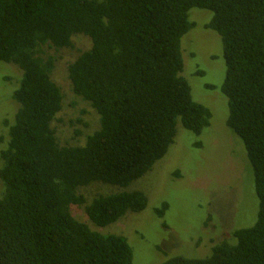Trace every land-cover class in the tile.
Returning <instances> with one entry per match:
<instances>
[{"label": "trees", "instance_id": "16d2710c", "mask_svg": "<svg viewBox=\"0 0 264 264\" xmlns=\"http://www.w3.org/2000/svg\"><path fill=\"white\" fill-rule=\"evenodd\" d=\"M194 8L211 12L204 29L222 42L226 126L244 144L258 210L251 227L231 230L205 257L163 264H264V0H0V62L22 73L0 151V264H133L125 237L91 227L141 213L147 197L122 191L87 200L81 190L127 188L142 178L167 154L178 121L195 135L209 127L210 111L181 76V39L194 28ZM80 35L91 47L67 74L97 128L75 131L82 142L61 146L51 125L63 95L51 76L56 53L74 50ZM76 208L89 224L73 216Z\"/></svg>", "mask_w": 264, "mask_h": 264}, {"label": "rangeland", "instance_id": "374dc122", "mask_svg": "<svg viewBox=\"0 0 264 264\" xmlns=\"http://www.w3.org/2000/svg\"><path fill=\"white\" fill-rule=\"evenodd\" d=\"M211 16L209 11L191 9L189 21L194 28L181 39V76L193 101L210 111L209 127L195 135L178 121L167 154L142 178L127 188L94 184L81 190L87 200L96 194L122 191H138L147 197V207L141 213L128 212L118 223L103 229L91 227L102 234L125 237L133 251V264H163L174 257L203 258L209 247L228 239L231 230L251 227L256 219L258 201L246 150L226 126L228 103L220 92L226 72L222 42L216 33L204 29ZM72 41L74 50L56 53L51 76L63 95L62 110L51 125L61 146L82 142L74 132L92 133L98 121L89 104L73 94L67 74L68 65L89 50L91 42L81 35ZM21 74L18 67L0 62V151L8 143L5 123H13L18 107L11 95ZM3 167L0 160V170ZM4 188L0 180V199ZM164 203L167 209L159 217L156 211ZM72 213L78 221L88 223L81 208Z\"/></svg>", "mask_w": 264, "mask_h": 264}]
</instances>
